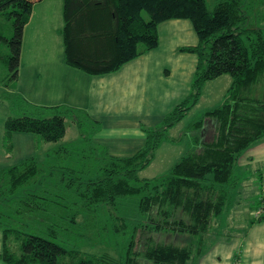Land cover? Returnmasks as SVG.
Masks as SVG:
<instances>
[{
  "label": "trees",
  "instance_id": "16d2710c",
  "mask_svg": "<svg viewBox=\"0 0 264 264\" xmlns=\"http://www.w3.org/2000/svg\"><path fill=\"white\" fill-rule=\"evenodd\" d=\"M36 1L0 0V21L12 25L10 36L0 32L6 88L17 82L24 28ZM260 1L212 0L211 6L207 0L64 1L65 59L73 67L90 74L114 71L156 47L158 24L171 18L192 21L199 40L184 50L196 53L198 63L189 94L160 125L145 129L144 145L129 156L100 150L92 138L99 123L84 109L33 104L6 93L18 113L5 121L8 151L16 131L59 142L67 118L81 130L79 141L59 143L45 162L33 155L0 167V257L6 263L116 264L110 254L68 248L90 228L123 237L120 264H187L203 254L214 219L233 201L239 157L264 137V29L249 24V12ZM224 73L232 82L223 101L188 126L198 131L201 145L168 173L141 177L138 172L152 161L167 130L198 101L206 81ZM208 122L213 132L207 137ZM19 220L23 222L15 226ZM162 232L199 239L165 241L157 237Z\"/></svg>",
  "mask_w": 264,
  "mask_h": 264
},
{
  "label": "crops",
  "instance_id": "0c3cea01",
  "mask_svg": "<svg viewBox=\"0 0 264 264\" xmlns=\"http://www.w3.org/2000/svg\"><path fill=\"white\" fill-rule=\"evenodd\" d=\"M64 1L39 0L34 3L24 28L17 82L13 88H6L0 76L6 88L2 95L6 98L8 92L17 93L33 104L84 109L99 123L93 139L100 150L117 156L132 155L144 145L145 129L160 125L166 113L189 94L198 56L184 48L196 45L198 34L196 32V38L194 25L188 18L166 19L158 24L159 43L156 47L114 71L90 74L66 62L62 34ZM189 53L196 54V57ZM25 77L30 82L22 85ZM246 150L235 166L238 181L234 193H241L244 181L253 174L259 182L254 180L257 184L255 205L247 204L245 208L244 217L250 226L241 239V262L264 264V197H259L264 185V137ZM234 205H241L239 199ZM231 207L232 203L226 210ZM254 212L257 214L252 218ZM256 217L261 220L252 221ZM3 238L0 229V254ZM208 252L206 249L202 258L193 260L197 264H217L215 256L211 257ZM0 264L8 263L0 257Z\"/></svg>",
  "mask_w": 264,
  "mask_h": 264
},
{
  "label": "rangeland",
  "instance_id": "374dc122",
  "mask_svg": "<svg viewBox=\"0 0 264 264\" xmlns=\"http://www.w3.org/2000/svg\"><path fill=\"white\" fill-rule=\"evenodd\" d=\"M207 3L209 6H211L212 0H207ZM252 8L253 10L249 12V24L260 26L264 29V0H262V2H255V5L252 6ZM0 32L10 36L12 34L11 22L5 19L0 21ZM193 32L197 38L196 31L194 30ZM4 48L7 50L6 46ZM189 54L196 57V54L194 53ZM7 73L8 70L6 65L0 62V76L4 77ZM28 81L30 82V80L25 77V79L22 80V85H24L26 82L28 83ZM231 82L232 77L227 73L206 81L198 102L191 109H189V111L180 121L175 123L167 130L166 139L161 142L158 149L156 150V155L153 161L146 168H143L138 172L141 177H155L168 173L172 165L183 155L194 151L201 145V143H198L196 138L198 131H189V123H192V121L200 118L207 109L218 105L224 99ZM29 87L30 85H28V88ZM5 90L6 88L3 86V83H1L0 78L1 168L12 166L15 163L33 155L38 156L41 161L45 162L47 161L46 152L56 148L59 143H71V141L76 142L81 139L79 128L75 126L69 118H67V132L61 141L45 142L41 140L40 136L34 132L16 131L14 132L12 138V149L11 151H8L4 144L5 121L10 114L18 115V113L12 109L8 99L3 97L2 94ZM212 132L213 124L212 122H208L207 137L211 136ZM202 134L204 135V131ZM93 142L97 144V146L99 145L95 141ZM42 178L45 182L49 180L48 176H41L40 179ZM254 180L259 182V178H257L254 174L251 178L250 176L246 178L242 192L234 193L233 195L231 209H229V211L225 210L220 216L216 217L210 230L207 232L209 239L206 248L207 251H209L207 254H209L211 257L215 256L217 259V264H235V262L237 264H242L240 255L242 252L241 239L245 237L250 226V222L244 217V213L247 211L245 209L247 204L252 203V206H254L256 203L255 190L257 184L254 182ZM260 186L261 184L258 183V187ZM263 194L264 185L263 191H261V193L259 192V197H264ZM238 199L241 204L240 206L234 205ZM259 203L262 205V201H259ZM3 211L6 213L10 212L4 209ZM256 214L257 213L255 212L251 213L253 216L252 218H254ZM78 220L80 221V219ZM22 222V220H19V222L15 223V226L20 225ZM86 234L87 235L83 238L78 236L76 240H71L68 244L72 246L67 245L68 248H76L81 251H87L95 254L107 253L108 255L110 254L112 256L111 258L113 262L116 261V264H120L122 236H115L109 229H106L105 232H101L96 228H90L89 232L87 231ZM157 237L161 240L174 241L178 243H185L186 241L191 242L193 239L197 241L199 239L198 236L193 238L187 234H176L172 232H162ZM111 258L108 257L109 260H111ZM187 264L197 263L191 259Z\"/></svg>",
  "mask_w": 264,
  "mask_h": 264
}]
</instances>
